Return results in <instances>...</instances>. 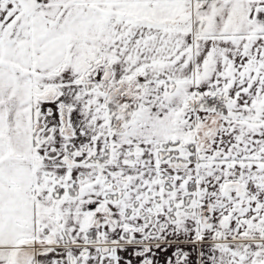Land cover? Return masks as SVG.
Listing matches in <instances>:
<instances>
[{
  "label": "snow or ice",
  "instance_id": "1",
  "mask_svg": "<svg viewBox=\"0 0 264 264\" xmlns=\"http://www.w3.org/2000/svg\"><path fill=\"white\" fill-rule=\"evenodd\" d=\"M0 264H264V0H0Z\"/></svg>",
  "mask_w": 264,
  "mask_h": 264
}]
</instances>
